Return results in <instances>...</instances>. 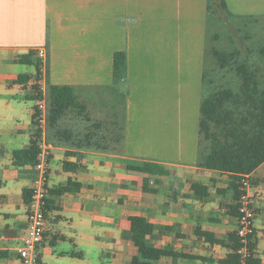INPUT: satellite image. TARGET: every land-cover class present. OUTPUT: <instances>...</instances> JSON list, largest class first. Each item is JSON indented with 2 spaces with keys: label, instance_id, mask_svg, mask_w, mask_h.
Instances as JSON below:
<instances>
[{
  "label": "crops",
  "instance_id": "obj_1",
  "mask_svg": "<svg viewBox=\"0 0 264 264\" xmlns=\"http://www.w3.org/2000/svg\"><path fill=\"white\" fill-rule=\"evenodd\" d=\"M224 1L232 16L264 15V0ZM207 16L206 0H0V264H21L35 170L15 152L35 141L39 71L19 57L36 48L46 52L43 83L73 85L89 104L115 97L113 54L126 53L116 86L125 93L122 152L49 143L40 264H127L137 254L132 217L152 225L148 244L170 252L159 264H230L237 226L230 173L198 164ZM146 162L163 172L128 168ZM249 174L247 264H264V161Z\"/></svg>",
  "mask_w": 264,
  "mask_h": 264
},
{
  "label": "trees",
  "instance_id": "obj_2",
  "mask_svg": "<svg viewBox=\"0 0 264 264\" xmlns=\"http://www.w3.org/2000/svg\"><path fill=\"white\" fill-rule=\"evenodd\" d=\"M206 8L207 14L213 11L222 14L225 19L232 16L224 0H206ZM218 36L216 34V39ZM212 51V67L210 71L203 68L202 73L198 117V164L229 172L237 199V174L250 173L264 161V82L252 66L250 58L242 53L241 49L217 47L212 48ZM19 61L34 65L36 72L40 69V59L34 50L20 55ZM22 77L19 76V79ZM125 77L126 53L123 50L115 51L112 59L111 89L113 97L120 102L122 112L117 128L113 118H92L86 103L80 100L75 86L47 82V141L55 143L63 140V144L76 148L122 152L125 93L120 92L116 86ZM35 98L36 96L32 97ZM104 105L106 109H113L111 102ZM36 151L35 141H32L28 149L16 151L15 156H24L34 163ZM128 168L145 173L163 172L161 167L150 162L137 166L129 165ZM67 190L66 185L55 191ZM131 222L132 240L137 254L127 264H159L157 260L170 252L155 248L146 242L145 235L152 230V225L144 218L132 217ZM231 241V252L228 254L230 264H239L235 253V234ZM254 262L252 260L249 264Z\"/></svg>",
  "mask_w": 264,
  "mask_h": 264
},
{
  "label": "built area",
  "instance_id": "obj_3",
  "mask_svg": "<svg viewBox=\"0 0 264 264\" xmlns=\"http://www.w3.org/2000/svg\"><path fill=\"white\" fill-rule=\"evenodd\" d=\"M40 59V69L35 83V104L33 121L37 130L35 145L37 147L32 179L26 211V232L21 237L22 245L18 249L21 264H40L39 246L46 228V197L48 194V170L50 144L46 138L47 102L46 84L43 83L46 73V52L43 48L34 49ZM236 183L238 196L236 199L237 226L235 236L237 247L235 253L239 264H247L252 256L251 241L254 234V200L249 192L250 174L239 173Z\"/></svg>",
  "mask_w": 264,
  "mask_h": 264
},
{
  "label": "rangeland",
  "instance_id": "obj_4",
  "mask_svg": "<svg viewBox=\"0 0 264 264\" xmlns=\"http://www.w3.org/2000/svg\"><path fill=\"white\" fill-rule=\"evenodd\" d=\"M219 13L210 11L206 20L205 35V59L204 68L210 71L213 63L212 48H239L242 53L250 58L252 66L256 68L259 77L264 82V15L255 14H236L228 18V23ZM218 32L215 42L214 33ZM250 51H249V49ZM253 52V53H252ZM17 71H29L31 66L16 64ZM111 102L113 109L104 107L105 103ZM89 114L95 119L113 118L116 122V128L121 119V105L116 97L110 101L105 99L101 101L86 102ZM103 106V107H102ZM81 127V126H80ZM117 132V129H116Z\"/></svg>",
  "mask_w": 264,
  "mask_h": 264
}]
</instances>
